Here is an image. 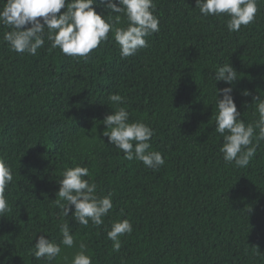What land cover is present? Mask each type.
Returning a JSON list of instances; mask_svg holds the SVG:
<instances>
[{
	"label": "trees",
	"instance_id": "obj_1",
	"mask_svg": "<svg viewBox=\"0 0 264 264\" xmlns=\"http://www.w3.org/2000/svg\"><path fill=\"white\" fill-rule=\"evenodd\" d=\"M154 3L160 30L126 58L111 32L87 57L67 56L47 40L36 55L17 53L0 24V155L13 171L5 189L12 211L0 216V264H48L32 255L34 244L42 234L59 243L65 222L76 243L61 244L52 264H71L81 243L92 264H264V141L249 165L237 168L224 161L215 131L216 87L233 88L241 119H258L264 0L238 32L228 30L227 15L204 16L196 0ZM93 7L109 11L99 0ZM225 63L238 72L231 85L214 79ZM117 93L130 120L153 128L150 150L162 153L164 165L126 160L108 144L103 120ZM77 164L89 168L98 195L113 194L100 226L79 225L74 206L63 217L55 201L58 179ZM122 219L133 231L120 237L116 252L107 232Z\"/></svg>",
	"mask_w": 264,
	"mask_h": 264
},
{
	"label": "clouds",
	"instance_id": "obj_2",
	"mask_svg": "<svg viewBox=\"0 0 264 264\" xmlns=\"http://www.w3.org/2000/svg\"><path fill=\"white\" fill-rule=\"evenodd\" d=\"M97 2L98 0H6L0 9V24L10 30L4 34L3 40L17 53L36 55L47 40L51 42V48H59L67 56L87 57L102 41L108 40L111 32L120 47L121 57L126 58L147 47L146 38L160 30L154 0H118V3L117 0H99L109 10L107 14L97 12L93 7ZM196 7L204 16L227 15L228 30L238 32L242 26L249 25L255 19L258 0H196ZM64 8L66 11L61 13ZM29 24L31 26L26 27ZM237 73L230 63H225L215 72L214 79L216 83L224 81L231 85L239 79ZM232 92L231 86L223 89L216 87L215 107L218 111L215 116V131L223 137L220 152L224 161L234 163L237 168H244L256 155L260 142L264 141V96L253 97L258 119L246 122L240 118L241 113ZM250 94L248 91L244 92V95ZM108 99L110 107L114 109L103 120L107 126L103 136L107 138L108 144L121 150L126 160L141 161L152 169L164 165L162 153L150 150L153 128L142 119L130 120L129 111L121 106L125 99L120 94H111ZM12 182V166L7 162L6 155H0V216L12 211L5 193ZM58 183L59 199L55 201L61 207L63 217H69L70 206H74L72 217L79 225L88 226L89 221L95 226L104 223L103 218L113 208V194H97V184L91 179L88 167L77 164L66 168ZM132 231L133 225L129 219L117 220L112 224L107 238L113 242V251L119 252L122 246L120 237L131 234ZM60 232L62 240L59 243L48 239L46 235H40L34 244L35 251L32 255L37 260L46 259L48 264H52L61 253V244L73 248L76 237L69 222L60 226ZM64 259L67 260V257ZM92 260L91 251L81 243L71 264H92Z\"/></svg>",
	"mask_w": 264,
	"mask_h": 264
}]
</instances>
